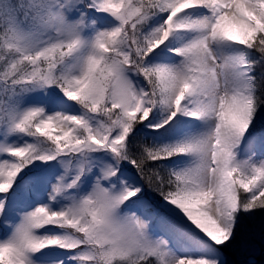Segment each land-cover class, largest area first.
<instances>
[{
  "label": "snow or ice",
  "instance_id": "snow-or-ice-1",
  "mask_svg": "<svg viewBox=\"0 0 264 264\" xmlns=\"http://www.w3.org/2000/svg\"><path fill=\"white\" fill-rule=\"evenodd\" d=\"M246 225L264 0H0V264H234Z\"/></svg>",
  "mask_w": 264,
  "mask_h": 264
},
{
  "label": "rangeland",
  "instance_id": "rangeland-1",
  "mask_svg": "<svg viewBox=\"0 0 264 264\" xmlns=\"http://www.w3.org/2000/svg\"><path fill=\"white\" fill-rule=\"evenodd\" d=\"M228 258L230 261H233L234 264H241V262L255 259L258 261L259 259L263 260V256L261 254V242L259 239V235L257 234L255 238H253L248 230L247 225L242 230L241 237L239 238L237 244L233 247V249L228 251ZM262 264H264L262 262Z\"/></svg>",
  "mask_w": 264,
  "mask_h": 264
},
{
  "label": "trees",
  "instance_id": "trees-1",
  "mask_svg": "<svg viewBox=\"0 0 264 264\" xmlns=\"http://www.w3.org/2000/svg\"><path fill=\"white\" fill-rule=\"evenodd\" d=\"M258 130H259V128H258Z\"/></svg>",
  "mask_w": 264,
  "mask_h": 264
}]
</instances>
